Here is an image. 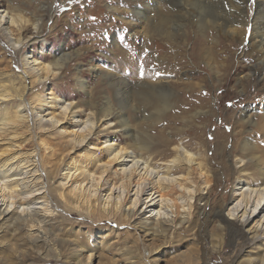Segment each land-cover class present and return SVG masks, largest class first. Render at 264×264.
Wrapping results in <instances>:
<instances>
[{
	"label": "bare ground",
	"instance_id": "1",
	"mask_svg": "<svg viewBox=\"0 0 264 264\" xmlns=\"http://www.w3.org/2000/svg\"><path fill=\"white\" fill-rule=\"evenodd\" d=\"M137 1H147L143 3L147 10L133 13L143 22V32L149 37L147 46L151 47V41L155 38L162 40L164 44L155 50L156 53L159 49H174L172 61L179 66L184 56H187L193 61L192 67L199 69L203 66L213 75L217 87L228 85L229 75L239 67L231 52L241 46L245 32L236 29L235 24L246 23L245 28L250 27L252 35L251 43L242 51V56L251 58L252 64L246 67L245 73H239L235 87L240 88L241 93L250 86V80L264 82V9L260 6L259 12L249 20L243 13V0H235L237 4L232 0ZM163 1L169 3L171 10L159 6ZM209 4L221 6V14H203L201 20L193 17L191 24H195L199 32L210 28L219 32V35L201 37L200 44L192 42L191 49L186 50L184 55L181 40L184 42L188 35L184 27L190 24V21L187 22V7L197 9ZM28 9V5L0 7V37L5 42L4 49L15 57L19 56L18 63L21 65L18 74L0 71V222L9 221L14 233L25 232V239L12 249L13 260L10 262L8 259L2 264L25 263L23 258L35 249V254L43 255L46 251L44 258L49 250L57 249L56 243L62 241L57 239L55 227L61 217L60 207L84 215L93 224L107 222L121 226L122 223L130 225L135 221H144L152 225V236H163L171 228L190 225L193 222L190 220L192 212L196 211V216L204 217V221L215 222L230 245L243 238L241 235L245 233L243 247L254 246L264 251V149L252 144L249 137L243 138L239 132L234 134L232 149V153L237 154L231 156L224 149L223 135L218 133L212 136L215 140L213 157L220 161L221 174L227 172L225 158L228 157L234 159L241 174L233 182L226 202L217 204L211 201L210 183L218 179L209 175L208 160L193 154L191 145L182 139L191 131L201 133L202 121L213 117L214 107L207 102H200L197 97L200 88L207 86L205 80L201 79L202 86L200 83L171 84L175 90L165 84L147 86L143 96L154 113L147 117L149 126L145 134L128 127L121 115L118 121L112 120L108 108L95 116L92 112L84 114L75 103L53 94L49 100L47 96L32 95L33 88L62 72L64 74L65 67L73 59L79 58L81 52H60L50 61H46V57L40 59L34 54L24 53L25 48L34 45L42 31L38 19L29 21L24 18L23 13ZM107 9L112 13L117 12V8L107 6ZM150 11L151 14L155 11L154 15L150 16ZM206 17H210V20L205 21ZM125 24L130 26L135 23ZM247 24L250 25L247 27ZM28 27H32L34 34L26 38L22 33ZM229 34L235 35L240 43L235 39L229 45L224 44ZM45 44L43 40L42 45ZM221 54L228 56L221 60ZM213 80L209 81L210 86ZM78 84L83 86L85 82L79 79ZM175 110L180 113L172 114L171 111ZM252 112V108L245 106L240 113L244 120H237L233 130L238 126L244 129L246 125H257L251 118ZM258 120H264V116H259ZM176 123L183 124L187 130L170 131L173 132L170 134L171 139L165 137L164 130L156 129L159 124ZM44 125L49 126L48 130L56 129L63 134L61 140L64 149L61 153L77 148H83L85 152L81 162L72 160L63 164L56 174L58 179L55 187L49 186L45 180L57 171L52 158L60 151L40 140L37 149L25 151L22 147L33 138V127L40 129V133L47 132ZM114 129L120 130L124 142L129 141V145L116 143L117 139H113L115 132L111 134ZM149 131L154 134L151 135ZM25 133L29 135L25 137ZM200 145L203 147V141ZM197 202L208 206L209 212L196 209ZM243 247L234 254L231 264H237L246 252L247 248ZM55 258L61 260L58 256ZM80 259L77 254L74 262L79 264ZM260 259L256 264H264V254ZM246 264H252L251 260L246 261Z\"/></svg>",
	"mask_w": 264,
	"mask_h": 264
},
{
	"label": "rangeland",
	"instance_id": "2",
	"mask_svg": "<svg viewBox=\"0 0 264 264\" xmlns=\"http://www.w3.org/2000/svg\"><path fill=\"white\" fill-rule=\"evenodd\" d=\"M232 1L237 4L235 0ZM143 3H147V1L0 0V7L28 5L29 9L24 11L25 14L23 13L24 18L29 21L36 18L42 25V31L37 36L34 45L25 48L26 52L24 51V53L27 55L34 54L40 59L46 57V61H50L54 55H60V52H81L82 57L73 59L65 67L64 74L62 72L61 75L48 80L45 84L33 88L31 94L47 96L48 100L53 94L67 102L75 103L76 107L84 114L92 112L96 116L100 111L108 108L110 117H113L112 120L118 121L120 118L118 116L121 115L126 120L128 127L145 134L148 133L149 126L147 117L154 113L143 96L147 91V86L165 84L175 90L171 84L177 86V84L200 83L202 86L201 79L205 80L207 86L200 88L201 92L200 94L198 92L197 97L200 102H207L214 107L213 117L202 121L201 133L191 131L186 133L182 139L191 145L193 154L208 160L209 175L218 179L217 182H214L211 177V201L217 204L226 202L231 193L233 182L240 178L241 174L231 157L225 158L227 172L221 174L220 161L217 157H213V142L215 140L212 136L218 133L223 135L224 149L226 154L229 153L231 156L237 154L236 152L232 153V149L233 142H235L234 134L239 132L243 138L244 136L249 137L252 144L264 149V120H258L259 116H264V82L258 83L255 80H250V86L244 88L241 93L240 88L235 87V83L240 77L239 73H245L246 67L252 64L251 58L242 56L244 50L251 43L252 29L248 27L250 24H247L248 28H245L246 23L235 24L236 29L245 32L241 46L231 52L235 56L234 60L238 61L239 67L229 75L228 85L217 87L213 75H210L203 66L199 69L192 67L193 61L187 56H184L183 60L182 57L180 58L182 65L179 66L172 61L174 49L168 48L165 51L159 49L156 53L155 50L164 44L162 40L155 38L151 41V47L147 46L146 40L149 37H146L143 32V22L133 16L134 12L147 10ZM243 4L244 16L249 20L256 12H259V6L264 9V0H247V2L243 0ZM107 6L117 8V12H110ZM159 6L171 10L167 2H160ZM187 8L189 9L187 22L190 21V24L184 27V32L188 35L184 42L181 40L184 55L186 50L191 49L192 42L200 44L201 37L212 38L219 35V32L210 28L199 32L195 24H191L192 18L201 20L203 14L207 15L210 12L221 14L223 9L215 4L197 7V9ZM154 12L151 14L150 11L149 15H154ZM210 17H206L205 21L210 20ZM126 22L135 24L128 26L125 24ZM33 32L32 27H28L22 34L27 38L34 34ZM231 36L233 37L230 38ZM227 38L223 41L226 45H229L230 41L234 42L235 39L240 43L235 35L229 34ZM43 40L47 44L42 45ZM4 46L5 42L0 37V71L12 75L18 74L21 69V65L18 63L19 56L15 57L6 52ZM118 51L120 52L118 53ZM154 52L156 54L150 56ZM226 56L228 55L221 54L219 58L222 60ZM158 63L167 68L160 67ZM262 77H264V71ZM78 78L84 80L85 85L80 86ZM212 80L210 86L209 81ZM179 96L181 97V95ZM190 102L193 104V101L190 100ZM245 106L253 109L250 114L257 125H246L243 127L244 129L238 126L233 130L237 120H244L240 113ZM175 111H171V113L176 115L180 113ZM44 126L43 128L47 131L49 126ZM156 129L164 130L167 139L172 138L170 134L173 132L170 131L187 130L181 123L159 124ZM31 132L33 138L25 143V146H22L23 150L37 149L40 147L39 142L42 141L60 151L55 153L52 158L54 159L52 164L54 163V166L57 167V171L45 180L49 186L55 187L58 179L56 174L62 169L63 164L72 162V160L77 163L84 160V149L77 148L61 153L64 149L61 140L63 134L58 130L50 128L47 132L40 133V129H36L35 126ZM113 133L115 135L113 139H117L116 143L129 145V141L124 142L125 139L119 129L111 131V134ZM27 134L29 135V133H25L24 136L27 137ZM202 141L203 147L200 145ZM96 153L99 154V151ZM220 177L221 180H219ZM202 178L204 180V177ZM196 206V209H204L205 212H209V207H205L203 202H197ZM59 209L61 217L56 221L55 227H57V239H62V241L58 240V244L56 243L57 249L49 250L47 258H44L46 251L43 255L35 254V249L33 253H29L23 258L25 263L17 264H78V262H74L77 254L81 258L79 264H231L232 257L241 250L244 238H246V234L243 233L241 235L243 238L230 245L223 235L222 229L218 228L217 224H214L215 222L204 221V217L196 216V211L192 212L190 220L193 222L191 221L190 225L184 224L182 228H171L163 236H152V225L145 224L144 221H135L130 225L122 223L121 226L107 222L93 224L82 214L66 211L65 207ZM142 219L144 220V217ZM13 229L10 227L9 221L0 222V264L8 259L11 262L13 247L18 245L20 240L25 239L24 231L18 234V232L14 233ZM243 248H247L246 252L238 259L237 264H246L248 260H251L252 264H256L264 254L262 249L254 246ZM89 254H91L90 257H88ZM56 256L61 260L57 261ZM70 261L72 263H69Z\"/></svg>",
	"mask_w": 264,
	"mask_h": 264
}]
</instances>
